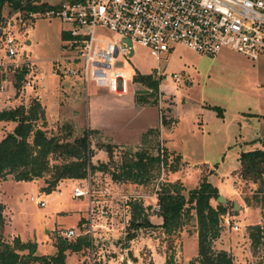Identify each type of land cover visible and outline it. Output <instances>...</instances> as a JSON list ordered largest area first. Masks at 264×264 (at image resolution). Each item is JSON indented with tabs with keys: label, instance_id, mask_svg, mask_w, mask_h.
Returning a JSON list of instances; mask_svg holds the SVG:
<instances>
[{
	"label": "rangeland",
	"instance_id": "1",
	"mask_svg": "<svg viewBox=\"0 0 264 264\" xmlns=\"http://www.w3.org/2000/svg\"><path fill=\"white\" fill-rule=\"evenodd\" d=\"M44 1L54 5L72 0ZM9 12L5 7L3 17H7ZM66 29L60 19L46 17L24 21L20 30L19 27L13 28V35L22 44L19 55L23 56L26 52L27 59L35 65L34 89L40 97L31 88L21 89L24 79L17 81L14 68L8 66L6 70H0V86L5 82L4 90L0 88V106L13 109L22 105L27 108L41 98L44 121L48 122L43 124L38 120L36 125L46 131L47 136L69 143L87 136L91 165L105 167L100 171L102 174L91 172L97 195L102 191L101 186L105 187L113 181L112 174L119 173L124 163L136 158V153L157 156L162 147L163 155L168 158L166 164L155 168L150 178L140 184L141 187L125 182L118 189L113 186L106 192L109 194L106 198L112 201L109 208L112 213L120 211L116 207V198L120 193L151 195L159 178L163 179L162 185L168 182L184 185L185 196L203 179L214 187L234 188L235 196H231L226 189L218 191L225 200L221 204L227 206L232 222L230 220V226H227L221 219L220 234L213 242V249L228 253L233 264L263 261L262 249H253L248 237L250 227L263 224L261 209L249 207L250 212L244 215L243 209H234V203L238 206L243 204L244 198L251 197L257 188L252 182L241 181L238 173L242 152L252 146L254 149L264 148L261 143L264 122L259 118L260 114L264 115V59L252 62L228 48H223L214 56H205L175 46L158 63L146 49L135 47L129 61L119 59L115 70H121L127 76L136 73L152 78L159 69L166 74H177L182 84L172 80L162 81L160 94L157 91L151 97L141 99L133 91L135 88L145 90L144 86L136 81L129 82V94L118 98L94 84H88L85 92L81 80L53 74L54 60L66 54L63 47L66 40H62ZM0 63L6 65L10 60L2 57ZM156 106L163 107L159 113L167 124L160 122V134L155 129L158 134L145 135L143 131L147 126H158ZM169 106H172L175 123L170 118ZM13 127L14 124L0 122V139ZM250 140H253L251 144L248 143ZM59 162L62 161L52 160V163ZM209 168L215 173H211L213 171ZM76 181H60L58 189L44 193L42 190L46 185L40 179L34 182H15L13 178L0 180L4 218L1 241L13 245L18 239L21 243L34 245V255L44 258L47 264H89L87 249L75 253L66 251L59 263L52 260L57 256L58 244L63 241L58 237L59 231L68 228L77 230L79 221L87 217L86 199L71 198ZM37 195L46 207L40 208L30 201V196ZM210 204L216 207L218 202L211 199ZM81 216L83 219L80 220ZM153 216L158 215L149 214L151 227L132 231L135 236L133 244L124 237L131 233L129 228L122 231L112 229L103 247L108 249L111 244L112 248L108 250L120 253L123 249L137 250L140 259L134 263L131 261L132 264H165L166 257L170 255L177 263H187L196 257L195 218L186 222L179 231L167 235L157 225L160 219ZM150 217H153L152 222ZM108 218L110 223L112 218L119 216ZM233 225L238 227L237 231L232 229ZM97 231L102 233L101 229ZM117 236L120 237L116 239ZM19 254L25 256L27 251Z\"/></svg>",
	"mask_w": 264,
	"mask_h": 264
},
{
	"label": "built area",
	"instance_id": "2",
	"mask_svg": "<svg viewBox=\"0 0 264 264\" xmlns=\"http://www.w3.org/2000/svg\"><path fill=\"white\" fill-rule=\"evenodd\" d=\"M27 16L24 19L20 11H16L3 17L0 25V58L10 60L6 65L0 63V70L10 66L16 75L24 71L25 82L21 89L34 90L35 65L27 59L26 52L19 55L22 44L12 30L15 27L20 30L25 20L37 17L57 18L67 26L63 45L66 54L54 60L53 74L81 80L85 92L88 84H94L116 97L129 94L128 84L134 82L135 73L127 76L123 71L115 70L114 66L119 59L129 61L135 47L146 49L158 63L175 46L205 56H214L228 48L252 62L264 59V0H72L30 12ZM152 79L158 83L159 94L162 81L182 84L177 74H166L159 69ZM4 84L2 82L0 86L2 90ZM163 154L160 147L161 168L164 166ZM162 182V178L157 180L152 193L156 197L154 204H145L140 195H122L117 200L119 213H112L109 211L112 201L106 198L109 194L103 190L97 195L95 180L88 171L85 179L76 181L71 196L72 199H86L87 217L77 230L59 231L58 237L64 240L86 237L89 241V264H132L127 256L128 249L116 254L103 247L107 241L106 234L112 230L108 228L111 224L108 217L119 216L123 230H126L134 203L142 207L143 216L158 215ZM30 201L40 208L46 207L39 195L30 196ZM221 218L225 225L230 226L232 219L229 213ZM103 228L104 233L97 232ZM232 229L237 231L238 227L233 225Z\"/></svg>",
	"mask_w": 264,
	"mask_h": 264
},
{
	"label": "trees",
	"instance_id": "3",
	"mask_svg": "<svg viewBox=\"0 0 264 264\" xmlns=\"http://www.w3.org/2000/svg\"><path fill=\"white\" fill-rule=\"evenodd\" d=\"M38 3L33 5L32 3ZM42 0H0V25L3 21V10L8 7L10 14L20 11L22 18H28L27 14L48 8ZM28 21V20H25ZM33 21V20H31ZM67 37L63 33L62 40ZM25 72L16 75V80L24 79ZM139 82L145 90H150L149 95H137L143 99L151 97L158 91V83L150 76L135 73L134 82ZM18 87V86H17ZM163 119V118H162ZM43 121L44 113L39 101L27 108L18 106L13 109L0 111V122L13 123L15 126L0 140V180L13 178L15 182H28L36 179H44V193L54 192L58 183L64 180H79L87 177L88 171H102L105 167L92 166L88 154L87 136L77 138L72 143L59 140L55 136H47L46 131L41 130L36 122ZM164 124L167 122L162 121ZM158 134L155 129L147 131L145 135ZM108 152V151H107ZM88 156V158H87ZM133 161L124 163L119 173L112 174L114 181H129L142 184L150 178V173L160 167L159 156L146 153H136ZM164 165L167 155H164ZM59 159V164L52 160ZM58 161V160H57ZM178 161V159H174ZM239 177L243 182H252L257 185L251 197H245L247 207H259L263 219L262 225L249 228L248 237L253 249H262L263 261L256 264H264V149L243 152L239 156ZM45 178L46 181H45ZM219 194L217 188L212 186L207 179L187 191L178 182H168L162 185L158 196L161 218L160 227L164 233L170 235L179 231L186 222L195 218L197 223V255L187 263L175 262L173 256H167L165 264H233L232 257L225 251H215L213 242L219 237L221 217L228 213L225 204L218 203L216 207L210 204L211 199L217 200ZM2 204L0 203V264H31L39 262L45 264L42 257L35 256V246L21 243L15 239L13 245L1 241V233L4 225L2 216ZM193 212V213H192ZM83 221H79L80 225ZM152 224L148 217L142 215V207L137 203L132 204V215L129 223L131 233L126 234V240L134 239L132 231L138 228H148ZM89 247L86 237H80L68 242L64 240L58 244L57 256L52 260L62 262L65 252H81ZM27 251L25 256L19 252ZM47 264V263H46Z\"/></svg>",
	"mask_w": 264,
	"mask_h": 264
},
{
	"label": "crops",
	"instance_id": "4",
	"mask_svg": "<svg viewBox=\"0 0 264 264\" xmlns=\"http://www.w3.org/2000/svg\"><path fill=\"white\" fill-rule=\"evenodd\" d=\"M43 2H45L44 0H42ZM48 4V3H47ZM48 5H52V4H48ZM61 78H63V77H61ZM36 84V83H35ZM36 87V86H35ZM36 89V88H35ZM34 89V91H36ZM36 94L37 95H39V93L36 91ZM39 97H40V95H39ZM118 98H123V97H118ZM39 103H40V105L42 106V108H43V110H44V106L42 105V103H41V98L39 99ZM4 106V105H3ZM6 106V105H5ZM4 106V107H5ZM4 107H1L0 106V111L1 110H5V109H7V108H4ZM157 107V106H156ZM3 108V109H2ZM160 108H162L163 109V107H161V106H159V107H157V110H158V126H151V127H149V126H147V128L143 131V133H147V131H149V130H151V129H156V130H158V132H159V134H160V122L162 121V117H163V115H160V113H159V109ZM258 110H260V107L258 106ZM262 111V110H261ZM44 112H45V110H44ZM172 113H173V109H172V106H169V115H170V118L173 120V123H175V119L172 117ZM44 115H45V113H44ZM258 116V115H257ZM46 118V117H45ZM259 118H262L261 119V121L262 122H264V115H262V114H260L259 115ZM166 120H167V118H166ZM47 121V120H46ZM46 121H44V124L46 123ZM48 122V121H47ZM2 123H4V122H2ZM172 123V124H173ZM10 124H13V123H10ZM15 126V125H14ZM14 128V127H13ZM13 130V129H12ZM8 132H10V129L9 130H7ZM8 132H5V133H3V136H2V138L4 137V135L6 134V133H8ZM97 132H100V131H97ZM1 138V139H2ZM0 139V140H1ZM251 142H253V140H250L248 143H250L251 144ZM261 143L262 144H264V138H262V140H261ZM119 144H121V143H119ZM263 146V145H262ZM253 148H251L250 150H248V151H246V152H249V151H253V150H257V149H264V148H257V149H254V146H252ZM243 153V152H242ZM240 156V155H239ZM181 160V159H180ZM184 164V163H183ZM181 169H183V168H181ZM210 169V168H209ZM210 171H213V172H211V173H215L214 172V170H212V169H210ZM96 172H99V173H101L102 174V172H100V171H96ZM180 172V171H179ZM9 178H11V177H9ZM42 182H43V180L42 179H40ZM34 181H36V180H33V182ZM242 181V180H241ZM125 182H129V181H112L111 180V183L109 182L108 184H105V187H100L101 188V190L103 191V190H106L107 192H109V190H110V188L111 187H113V186H115V187H117V189L120 187V185L122 184H124ZM164 182H166L165 180H164ZM233 183H235L234 181H233ZM241 183V182H240ZM137 186V187H141L142 185H140V184H131V186ZM183 187L184 188H186L184 185H183ZM230 187V186H229ZM215 188H217V190L219 191V192H222L221 190L222 189H226V191L227 192H229L230 191V195L231 196H235L237 193H236V190H234V188H227V187H225V188H223V187H215ZM112 189V188H111ZM117 194V193H116ZM122 195H127V193H120L119 194V196H118V198H120ZM135 195H137V194H135ZM115 196H117V195H115ZM140 196H142L144 199V203L145 204H154L155 202H156V197L154 196H152V194L150 195V194H141ZM113 199L115 198V197H112ZM118 198H116V202H117V200H118ZM243 201V200H242ZM117 205H118V203H117ZM117 208H118V206H116ZM238 208H241V209H243L242 211H244V215H246V214H248V212H250V208L249 207H247L246 206V204L243 202V204H240L239 206H238ZM153 217H156V218H159L160 219V222L157 224L158 226H160L161 225V223H162V221H161V218L159 217V216H153ZM153 217H150L149 219L151 220ZM81 219H83V216H81V218H80V220ZM111 224L110 225H108V228H111V229H113V230H116V231H122L123 229H124V225H123V223H120L121 222V220H119V218H112L111 219ZM151 222H152V220H151ZM103 224H104V222H103V220L101 221V224L100 225H102L103 226ZM98 232V231H97ZM101 232H105L104 231V228L102 229V231ZM111 233V232H110ZM110 233H105L107 236H106V240H108L107 238H108V235H110L111 236V234ZM184 238V237H183ZM117 239V238H116ZM115 239V240H116ZM131 244H133L134 243V239L133 240H131V242H130ZM108 248V247H107ZM110 249L112 248V245L110 244V247H109ZM108 248V249H109ZM128 250H131V252H132V254H133V256L134 257H136V258H138L137 259V261L140 259L139 258V255L137 254V250H133V249H128ZM111 252H113V253H116V254H119V252H117V251H111ZM186 263V262H185Z\"/></svg>",
	"mask_w": 264,
	"mask_h": 264
},
{
	"label": "water",
	"instance_id": "5",
	"mask_svg": "<svg viewBox=\"0 0 264 264\" xmlns=\"http://www.w3.org/2000/svg\"><path fill=\"white\" fill-rule=\"evenodd\" d=\"M151 93L150 90H142L140 88H137V90L135 91V95H149ZM217 202L218 203H222L225 202L224 198L222 196H218L217 198ZM234 209H238V205L237 203H234ZM127 256L134 262H137V258L133 256L131 250L127 251Z\"/></svg>",
	"mask_w": 264,
	"mask_h": 264
}]
</instances>
